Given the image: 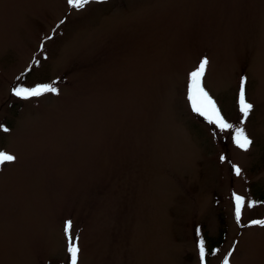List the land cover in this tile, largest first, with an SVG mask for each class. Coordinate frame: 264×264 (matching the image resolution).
Wrapping results in <instances>:
<instances>
[{
  "label": "rangeland",
  "instance_id": "rangeland-1",
  "mask_svg": "<svg viewBox=\"0 0 264 264\" xmlns=\"http://www.w3.org/2000/svg\"><path fill=\"white\" fill-rule=\"evenodd\" d=\"M205 57L203 86L247 151L192 110ZM0 126L17 157L0 165V264H71L67 220L77 264H201L200 239L204 264H264V0H0Z\"/></svg>",
  "mask_w": 264,
  "mask_h": 264
},
{
  "label": "snow or ice",
  "instance_id": "snow-or-ice-1",
  "mask_svg": "<svg viewBox=\"0 0 264 264\" xmlns=\"http://www.w3.org/2000/svg\"><path fill=\"white\" fill-rule=\"evenodd\" d=\"M92 2L93 0H67L69 7L76 10L84 9L87 5ZM96 2H103V0H96ZM60 23L62 24L64 23V21L61 20ZM57 27H59V25H57ZM50 38L51 37H48V39ZM41 48L43 49V44L41 45ZM208 65L209 61L205 57L200 60L195 70L189 73L188 100L190 101L192 110L193 112L198 113L200 116H203L208 121V123L214 124L221 131L234 129L233 142L238 148L247 151L253 142L246 134L245 129L242 126L236 127L225 120V118L221 115L220 110L216 105V102L212 99V97L209 95V93L205 90L203 86V79ZM54 83L55 82H53V84L37 85L31 88L15 87L12 91L15 96L24 99H28L31 97H39L46 93L58 94V89L53 86ZM245 84L246 78L242 77L238 98L239 110L242 114V119L240 121L241 125L244 124L245 120H247L254 108V105L246 100ZM0 129H2L3 131H8V129L4 128L3 126H0ZM16 159V156L3 150H0V165L5 164L6 162H14ZM221 159L223 160L224 157H221ZM233 168L235 173L239 175L240 169L236 166H233ZM233 198L235 204V219L237 223H240L242 211L245 207V198L235 193L233 194ZM255 203L256 202L254 201H249L247 202V207L251 208L254 206ZM251 224H258L264 226V220H254L251 222ZM72 227L73 225L70 220L65 221L64 233L65 237L69 241L67 251L70 256V262L71 264H77L80 248L76 239H74L72 236ZM197 234L199 235V229L197 230ZM198 250L201 264H204L206 250L205 242L203 239H200L198 241ZM231 255L232 252H229L228 255L225 257L223 264H229L228 257Z\"/></svg>",
  "mask_w": 264,
  "mask_h": 264
},
{
  "label": "trees",
  "instance_id": "trees-1",
  "mask_svg": "<svg viewBox=\"0 0 264 264\" xmlns=\"http://www.w3.org/2000/svg\"><path fill=\"white\" fill-rule=\"evenodd\" d=\"M30 69L26 70L25 72H23L24 77L26 76L27 72ZM258 201H264V194L262 193V195H260L259 197H257ZM219 231H218V235L215 237V239H207V247L208 250H210L208 253L210 254V252H212L213 250L215 251V249L218 247V245L220 243H222V241H224V236H225V228H224V223H223V218H221V220H219ZM208 255V254H207ZM209 256V255H208Z\"/></svg>",
  "mask_w": 264,
  "mask_h": 264
}]
</instances>
